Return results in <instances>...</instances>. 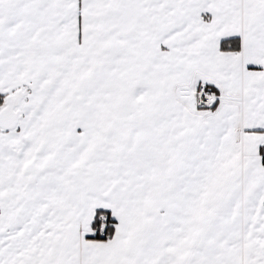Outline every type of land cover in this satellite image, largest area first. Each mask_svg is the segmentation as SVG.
<instances>
[{
  "label": "snow or ice",
  "instance_id": "6c2138e0",
  "mask_svg": "<svg viewBox=\"0 0 264 264\" xmlns=\"http://www.w3.org/2000/svg\"><path fill=\"white\" fill-rule=\"evenodd\" d=\"M0 264H264V0H0Z\"/></svg>",
  "mask_w": 264,
  "mask_h": 264
}]
</instances>
